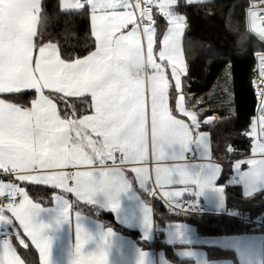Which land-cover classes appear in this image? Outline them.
I'll use <instances>...</instances> for the list:
<instances>
[{
  "label": "snow or ice",
  "instance_id": "1",
  "mask_svg": "<svg viewBox=\"0 0 264 264\" xmlns=\"http://www.w3.org/2000/svg\"><path fill=\"white\" fill-rule=\"evenodd\" d=\"M178 2L73 0L69 3L66 0L65 10L90 11L97 41L96 50L91 54L68 61L61 59L60 50L54 44L37 46L41 0H28L35 28L30 24L13 42L0 45V94H22L27 90L37 94L30 108L0 99V264H25L12 242L14 236H20L17 222L39 249L43 264H49L51 242L45 235L49 225L38 222L46 208L34 203L19 182L50 184L74 192L86 204L119 212L121 196L130 188L123 165L147 161L151 152L157 162L155 184L160 188L185 185L175 196H182L187 186H192L194 194L210 189L223 199L224 187L215 184L219 165L160 163L186 161L187 154L194 151L193 146L206 144V134L198 131L201 123L212 122L211 119L201 121L199 110L185 103L182 77L187 74V64L181 40L186 18L176 13ZM201 2L185 0L189 5ZM154 8L169 24L160 40L158 57L154 56L157 43ZM250 18L251 30L264 37V17L253 9ZM129 25L131 29L124 32ZM134 56L144 57L150 65L154 74L150 82L133 79L122 71L123 65ZM259 59L262 107L249 133L255 140L253 156L235 164L236 182L245 187L246 195L264 192V55ZM169 66L172 82L167 74ZM170 89L175 109L184 118H178L169 106ZM45 90L65 96L90 94L94 114L62 119L56 103ZM89 129L98 139L92 138ZM118 159L120 166H117ZM97 160L98 165L91 168ZM242 164L248 165V169L243 170ZM69 166L77 169L87 166L89 170L63 171ZM131 171L136 174L140 187L147 191L149 169L133 166ZM69 180L75 182L74 187L69 186ZM151 194L155 195L156 191L153 189ZM170 195L173 193H163L165 197ZM54 198L59 217L71 219L72 204L62 196ZM196 203L194 200L189 207L194 208ZM177 207L182 208L179 202ZM76 219L80 220L78 212ZM143 228L144 239H149L153 222L147 205L143 208ZM76 232L74 264H108L103 247L96 252L84 251L85 244L93 237L79 222ZM113 236L112 229L108 228L100 239L107 245ZM175 236L183 237L179 225ZM18 243L27 247L23 239ZM139 264H147L146 254L141 253Z\"/></svg>",
  "mask_w": 264,
  "mask_h": 264
},
{
  "label": "trees",
  "instance_id": "2",
  "mask_svg": "<svg viewBox=\"0 0 264 264\" xmlns=\"http://www.w3.org/2000/svg\"><path fill=\"white\" fill-rule=\"evenodd\" d=\"M250 0H206L201 3L186 4L179 0L175 11L186 18L183 50L187 63V74L183 78V93L187 106L198 109L201 121L217 114L211 123H201L199 130L208 131L211 136L213 157L223 163L221 181L233 173V163L228 161L248 153L252 139L243 135L251 127L256 107V95L252 81L255 54L264 51V44L247 28L245 8ZM36 37L37 46L55 43L65 60L85 57L96 48V39L91 29L90 11H72L61 8V0H43ZM153 16L157 26V49L167 26L164 16L155 9ZM34 92L8 95V99L29 105ZM62 105L61 99H58ZM229 143L243 152L230 153L226 150ZM25 190L44 206L52 203L55 189L27 184ZM228 201L231 208L239 207L244 211L256 213L264 209V194L256 193L243 197L234 194L230 188ZM155 217L165 226L168 222L185 221L195 226L201 235H233L264 231L243 222L224 216L184 215L171 213L164 203L155 200ZM102 220L114 225L116 229L136 237V230L127 229L110 212L99 214ZM158 224V225H159ZM169 257L172 249L166 245ZM19 251L28 264H39L37 251L27 243L19 246ZM211 258L229 256L219 248H210ZM264 264V258H263Z\"/></svg>",
  "mask_w": 264,
  "mask_h": 264
},
{
  "label": "crops",
  "instance_id": "3",
  "mask_svg": "<svg viewBox=\"0 0 264 264\" xmlns=\"http://www.w3.org/2000/svg\"><path fill=\"white\" fill-rule=\"evenodd\" d=\"M42 1L43 0H41V4ZM65 2L66 0H61V8L63 10H65L64 8ZM67 2L71 3L73 2V0H67ZM176 13L181 15L178 12ZM30 24L33 26V28H35L36 22L32 18L31 8L28 3V0H0V45L7 46L10 42H13L18 37V35ZM131 27L132 25H129L128 28L123 29V31L127 32L128 30L131 29ZM168 27L169 24L167 23V26L163 34L166 33ZM91 29L93 32L92 21H91ZM37 31H38V25H37ZM184 35H185V29H184ZM184 35L182 37L181 44H182L183 58L186 62L184 50H183ZM45 44H49V43H45ZM51 44L57 46V44L55 43H51ZM160 46L161 45H159V48ZM96 47H97V41H96ZM159 48L157 49V43H156V46L154 47V56L156 57H158ZM95 50L96 48L93 51ZM35 56L36 53L34 52V58ZM60 57L61 59H64L61 55V52H60ZM85 57H81L77 59H83ZM68 61H72V60H68ZM145 62L147 61L144 57H135V56L131 57L123 65L122 71L126 75L131 76L133 79L150 82L152 76L154 75L151 72L150 65H149L150 70L147 78L140 76L136 71L137 68L143 67ZM157 62L159 63L160 61L157 60ZM167 74L170 82H172L170 66L167 69ZM184 76L182 77V84H183ZM28 91L34 92L33 90H27L25 92ZM45 94L50 95V97L56 103L57 110L62 119L65 117L70 119H80L83 118L84 116H90L94 114V107L90 94H85L82 96L81 95L65 96L64 94L49 93L48 90H45ZM8 95H12V94H0V99H5L8 102L17 104L22 108L31 107V102L29 105L17 103L15 101L9 100ZM36 98H37V94L34 92V98L32 100ZM58 99H61L62 105L61 103H59ZM185 103H186V98H185ZM169 106L170 108L173 109V114L177 115L178 118H184L175 109V101L172 98L171 89L169 92ZM88 131L92 135L93 139H98L94 133H91L90 129ZM198 131L200 133L206 134L207 141L206 144H202L200 147L193 146L194 151L191 153L194 154L195 157L194 161H189L188 159L186 161L168 160V161H161L160 163L162 165H171L174 163L219 165L220 171L216 174L217 179L215 180V184L217 186L224 187L223 199L221 195L210 189L205 190L203 194L200 193L194 194L192 192L193 190L192 186H187V191H185L182 196H175V192L183 190L186 186L181 184H173V185H167L164 188H160L158 185L155 184V168L157 162L154 154H152L151 152L147 161L137 162L134 165L132 164L123 165V167L125 168V174L130 184V188L126 194H123L121 196V208L119 212H115L105 208H98L97 206L91 204H86L83 200H80L75 195L74 192H66L64 189L55 188L50 184L19 182L23 188L27 184H39L55 189V191L51 196L52 199L51 205L45 206L46 210L42 212L38 218V222H42L49 225V228H47L45 231V235L49 238L51 242L49 264H74L75 245L77 243V239H76L77 222L82 224V226L89 233H91L93 237L92 240H90L87 244H85L84 251L86 253L96 252L99 250V248L103 247L108 254V264H139L141 259V253L146 254L147 264H263L264 231L233 234V235H214V236L201 235L197 232L195 226H193L188 222L172 221V222H168L165 226H162L156 220L155 207H154L156 199L160 201H168L170 203H176L179 201V199L194 197L198 202L204 204L208 208L217 211H223L231 208L228 201V195L231 196L233 193L231 192L229 193L230 188L231 189L234 188V194L239 193L243 197H249L256 193H259V192H254L252 195H246L245 187L242 184L232 179V176L238 175V173L235 171L236 162H232L234 168L233 173H230L224 182L221 181L222 172H223V163H220L213 157L211 136L203 130L198 129ZM254 147H255V142L252 139L249 152L241 155L243 158L242 160L249 159L253 156L252 149ZM86 151H90V149H86ZM191 153L187 154V158L188 155ZM98 163L99 161L97 160L93 165H91V168H95L98 165ZM133 166L147 167L149 169V175L151 178L148 181L147 191L146 189L140 187L139 181L136 179V174L131 171V168ZM248 167L249 166L246 164L241 165V168L243 170H247ZM77 170H89V168L87 166H81V168L77 169L75 167L69 166L68 168L63 169V171H67L69 173L75 172ZM68 183L69 186L72 187L75 186V182H73V184L71 185L69 180ZM153 189L156 191L155 195L151 194V191ZM165 191H169L173 193V195L165 197L163 196V193ZM260 193L264 194V192H260ZM28 196L34 203H40L34 200L29 195V193ZM55 196H62L64 199L68 200L72 204L71 219L63 220L62 218L59 217V212L57 210V206L55 205V198H54ZM145 205H147L151 209V219L153 222V228L149 239H144L143 208ZM233 208H239V207H233ZM103 211L112 213L117 223L120 224L121 226L127 229L136 230L139 233V237L136 238L130 236L122 232L121 230L116 229L112 223L106 220H102L99 214ZM77 212L80 214L79 221H77L76 219ZM58 219L59 222H57ZM156 224H159V227L161 228V236L159 237L158 240H155V236H154V229ZM178 225L181 226V231L183 233L182 239L177 238L175 236V229L176 226ZM108 228L112 229L114 236L111 238L109 244L104 245L100 237L101 234L104 231H106ZM17 230L20 232V236L13 237L12 239L13 246L16 249L17 253L24 260L25 264H28L19 251V246L21 244H19L18 241L20 239H23L24 243L27 245L28 242L31 243V239L27 237L26 233L23 232V229L18 225V222H17ZM31 245L35 248V246L32 243ZM161 245H166L168 247H171L173 253L172 257H169V253H167L166 248ZM210 248H219L224 252H232L234 256L233 257L222 256V257L211 258L209 255ZM35 250L37 251L38 254L39 264H43V257L39 249L35 248ZM185 253H190V255H185Z\"/></svg>",
  "mask_w": 264,
  "mask_h": 264
},
{
  "label": "built area",
  "instance_id": "4",
  "mask_svg": "<svg viewBox=\"0 0 264 264\" xmlns=\"http://www.w3.org/2000/svg\"><path fill=\"white\" fill-rule=\"evenodd\" d=\"M256 10L260 13L261 17H264V0H250L248 2V5L245 8V17H246V24L248 30L257 37L259 41H261L264 44V37L257 35L255 32L251 30V18H250V12L252 10ZM155 8L153 9V11ZM260 55H264V51L257 52L255 54V65L252 69V81L255 89V95H256V107H255V114L253 116V121L252 125L248 130L243 131V135H246L247 137L252 138L251 135H249L250 130L252 129L253 125L255 124L257 118L261 115L260 109L262 107L261 102H260V88L258 85L261 84V77L259 75V68H260ZM149 65L147 62L143 65V67H139L136 69L137 73L142 76L147 78L149 74ZM213 116L208 117V119H211L214 121L215 119H212ZM253 139V138H252ZM231 149V151H228L227 149ZM226 150L230 153L234 152H243L242 150H238L235 144L229 143L226 146ZM117 157H119V153H116ZM189 161H194L195 157L194 154H189L188 158ZM242 156H236L233 159H230L228 161L232 162H237V161H242ZM111 161H108V164L111 165ZM117 166L119 165V159L117 160ZM237 175L232 176V179L236 181ZM74 181L70 180L71 185L73 184ZM21 186V185H20ZM22 187V186H21ZM154 197V196H153ZM17 199L19 200L20 197L18 196ZM196 201V206L194 208H190L189 205L193 203V201ZM164 203L165 208L168 209L171 213H178V214H184V215H211V216H224L233 220H237L240 222H243L245 224L251 225L252 227L258 228V229H263L264 230V209L260 210L256 213H251L248 211H243L239 208H229L223 211H217L211 208H208L204 204L198 202L194 197H188V198H182L179 199V204L182 206L177 207V202L176 203H170L168 201H162ZM183 209V210H182ZM154 236L155 240H158L159 237L161 236V228L159 227L158 224L155 225L154 229Z\"/></svg>",
  "mask_w": 264,
  "mask_h": 264
},
{
  "label": "rangeland",
  "instance_id": "5",
  "mask_svg": "<svg viewBox=\"0 0 264 264\" xmlns=\"http://www.w3.org/2000/svg\"><path fill=\"white\" fill-rule=\"evenodd\" d=\"M203 1H206V0H203ZM218 118V116H217V114H215L214 116H213V118L212 119H217ZM206 119H208V117L207 118H205L204 120H206ZM207 124H209V123H207ZM248 130V129H247ZM205 132H207L208 134H209V132L208 131H205ZM210 135V134H209ZM250 138V137H249ZM250 139H252V138H250ZM254 140V139H253ZM254 142H255V140H254ZM241 153V152H240Z\"/></svg>",
  "mask_w": 264,
  "mask_h": 264
}]
</instances>
